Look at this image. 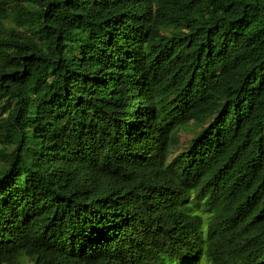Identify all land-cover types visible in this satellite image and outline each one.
Listing matches in <instances>:
<instances>
[{
	"label": "trees",
	"instance_id": "obj_1",
	"mask_svg": "<svg viewBox=\"0 0 264 264\" xmlns=\"http://www.w3.org/2000/svg\"><path fill=\"white\" fill-rule=\"evenodd\" d=\"M0 264H264V0H0Z\"/></svg>",
	"mask_w": 264,
	"mask_h": 264
},
{
	"label": "rangeland",
	"instance_id": "obj_2",
	"mask_svg": "<svg viewBox=\"0 0 264 264\" xmlns=\"http://www.w3.org/2000/svg\"><path fill=\"white\" fill-rule=\"evenodd\" d=\"M181 138H183V137H181Z\"/></svg>",
	"mask_w": 264,
	"mask_h": 264
},
{
	"label": "bare ground",
	"instance_id": "obj_3",
	"mask_svg": "<svg viewBox=\"0 0 264 264\" xmlns=\"http://www.w3.org/2000/svg\"><path fill=\"white\" fill-rule=\"evenodd\" d=\"M152 15V14H151Z\"/></svg>",
	"mask_w": 264,
	"mask_h": 264
}]
</instances>
